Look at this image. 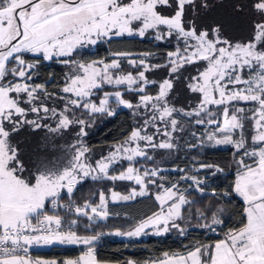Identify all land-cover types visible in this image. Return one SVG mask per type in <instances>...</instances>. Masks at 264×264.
Listing matches in <instances>:
<instances>
[{
    "label": "snow or ice",
    "instance_id": "obj_1",
    "mask_svg": "<svg viewBox=\"0 0 264 264\" xmlns=\"http://www.w3.org/2000/svg\"><path fill=\"white\" fill-rule=\"evenodd\" d=\"M213 6L210 0H0V264H59L28 255L31 246L41 243L91 245L96 236L60 231L63 218L49 214L48 207L51 205L53 213L67 208L89 220L106 218L103 192L95 207L88 201L83 206L72 201L77 186L89 177L132 180L139 186L138 192L134 189L127 196L113 192L114 200L144 196L149 185L157 189L155 199L161 211L126 235L138 236L150 225L162 226L157 234L168 232L169 226L178 228L176 221L183 218V207L194 203L186 193L194 186L203 194L204 182L182 175L181 181L191 180L192 184L180 190V181L163 182L161 169L137 168L135 163H139L137 158L153 159L148 149H177L174 133L184 131L185 118L189 125L211 127L207 140L215 146L234 149L237 172L230 190L243 202V218L239 227L229 229L213 245L198 244L183 255L165 253L158 264H264V0H235L232 4L234 13L251 15L249 33L240 39L228 35L222 22H198L201 10L207 12ZM150 32L156 41L176 42L163 64L148 63L145 57L152 53L136 59L127 52H115L111 60L71 59L77 49L101 39L145 38ZM26 54L35 57V62ZM41 57L44 61L55 57L71 67L58 91L31 83ZM125 58L135 72L123 71ZM189 66L195 74L185 77ZM161 68L168 72L161 81L146 75ZM181 79L187 90L196 94L195 106L171 103L170 94ZM105 85L112 90L105 91ZM148 85H158V91L150 94ZM100 91L103 95L97 97ZM129 92L137 95L136 103L125 98ZM113 104L133 110L143 122L107 156L93 162L83 139L86 129L96 114L115 115ZM249 122L252 130L246 134ZM25 128L44 133L42 145L27 159L19 142H13V136ZM74 129L70 144L56 143L58 137ZM57 152L61 154L55 155ZM122 160L130 162L129 166L111 175L110 167ZM200 167L223 171L214 164ZM62 194H67L69 203H60ZM212 195L219 194L213 191ZM87 208L94 215H89ZM198 218L207 216L198 210ZM221 223L213 213L211 224L202 227L215 231L212 226ZM63 264L98 261L93 248L88 247L78 259Z\"/></svg>",
    "mask_w": 264,
    "mask_h": 264
},
{
    "label": "trees",
    "instance_id": "obj_2",
    "mask_svg": "<svg viewBox=\"0 0 264 264\" xmlns=\"http://www.w3.org/2000/svg\"><path fill=\"white\" fill-rule=\"evenodd\" d=\"M234 2L235 0H222V2L220 0H210V3L214 6L207 12L201 10L198 22L201 24L222 22L227 34L234 39L246 37L249 33L251 15L247 12L234 13L232 11ZM163 11L167 13L169 10L164 9ZM175 46V40L156 41L150 36L141 38L125 35L97 42L93 50L77 49L71 59L83 61L93 59L111 60L113 58L112 54L115 52H127L134 55L152 53L147 61L152 64H163L167 51L174 50ZM26 57L29 61L35 62L36 58L31 54H26ZM122 67L123 71L135 72V69L125 59L122 60ZM66 68L67 66L57 62V59L47 63L41 57L39 58L38 67L34 71L33 82L44 84L48 91H58L59 87L63 85ZM189 74H195V69L190 66L184 71V76L187 77ZM147 75H149V78L161 81L168 76V72L166 68H161L149 72ZM105 91H109V88H106ZM147 91L155 94L157 85H150ZM102 95V91L97 93V97ZM195 97H197L196 94L190 93L185 86V81L181 79L176 82L169 99L176 107L187 108L189 105H194ZM125 98L132 100L133 103H136L138 99L137 95L131 92L126 93ZM132 111L120 106L115 110L113 116H108L106 113L96 114L90 121V127L86 129L87 135L83 138L84 142L92 149L122 142L130 134L132 128L140 123L139 119L141 118L134 116ZM193 128L198 129L197 132L202 133V135L205 132L202 126ZM75 131L76 129L64 133L62 138H57L56 143L58 145L70 144L74 139ZM38 132H35L34 136H31L30 131L21 132L18 136L25 159L31 156L38 146L42 145V137ZM250 132L251 129H245L246 134ZM248 139L250 140V136H248ZM181 142L184 144V140ZM189 145H195V147L186 149L185 147ZM165 152L167 150L157 149L155 154H152L153 159L151 161L142 160V162L153 166L161 164L167 168H182L188 171L200 163L218 165L223 169L222 172L209 176L210 183L203 187V194L195 189H190L186 193L188 199L194 201V203L183 207V218L176 221L179 225L178 228L169 226L168 232L160 235L147 232L145 236L139 238L123 239L117 235L118 232L124 233L132 229L138 222L160 209V204L155 199L153 190H149L148 194L144 196H135L126 201L109 202L107 217L99 221L89 220L87 216L83 215L78 216L74 211L69 212L67 208H60L53 213L51 205L48 206L49 214H57L63 218L62 228L66 232L71 230L76 232L78 236L98 237V241L93 244L96 260L116 264H127L130 260L136 264L152 262L165 253L171 255L176 252H184L198 244L213 245L218 239L223 238L224 233L229 229L239 227L243 218L244 205L242 200L235 193H231L230 190L237 172V166L233 162L234 149L231 146L220 148L211 147L210 145H198L197 139L191 137L187 140L186 146L179 145L176 153L170 154V157L164 158ZM162 158L164 160H161ZM236 159H239V157H236ZM126 164L114 165L110 168V174L114 175L123 170ZM211 171L212 169L207 168L199 174ZM136 187V185L123 180L113 181L106 178L93 180L86 178L77 186L72 201L79 206L84 204L85 201L97 204L101 192L105 196L111 192L123 195ZM211 191H215L219 195L213 196ZM225 192H229L230 195L224 196L223 193ZM62 195L63 199L60 200V203H69L67 194ZM221 209L222 211H220ZM198 210L204 212L207 219L198 218ZM213 213H217L218 218L222 220L220 225L212 226L215 231L202 227V225L211 224ZM72 220H76V224L73 225ZM181 230H183V234H181ZM82 250L83 247L78 246L53 245L48 249H32L28 255L44 260H56L60 264L65 259H76L82 253Z\"/></svg>",
    "mask_w": 264,
    "mask_h": 264
},
{
    "label": "rangeland",
    "instance_id": "obj_3",
    "mask_svg": "<svg viewBox=\"0 0 264 264\" xmlns=\"http://www.w3.org/2000/svg\"><path fill=\"white\" fill-rule=\"evenodd\" d=\"M147 36H150V37H153L152 36V33L150 32ZM102 40H105V39H101V40H99L98 42H100V41H102ZM94 46L95 45H87V46H85V47H83V48H80V49H89V50H93V48H94ZM142 54H139V55H134V54H132L131 55V57L130 58H132V59H136V58H138V57H140ZM149 58V56L148 57H145V59H146V61H147V59ZM53 59H57V58H53ZM52 59V60H53ZM93 60H102V59H93ZM93 60H90V61H83V60H76V61H80V62H91V61H93ZM125 60L127 61V58H125ZM51 60H49V61H44V62H50ZM34 62V61H33ZM148 62V61H147ZM149 63V62H148ZM71 67L70 66H67V68H66V72H65V75H64V81L66 80V78H67V76H68V74H70V72H71ZM125 72H128V71H125ZM148 74V73H147ZM146 74V75H147ZM147 76H149V75H147ZM149 78V77H148ZM150 80H155V79H152V78H149ZM31 83H34L33 82V80L31 81ZM64 83V82H63ZM150 85H148V87H149ZM61 87V86H60ZM147 87V88H148ZM106 88H109V91H111L112 90V87L111 86H108V85H105L104 86V90L106 89ZM157 91H158V85H157ZM156 91V92H157ZM101 92V91H100ZM97 93H99V92H97ZM151 94V93H150ZM154 95V94H153ZM93 99H94V97H93ZM194 100L195 101H193L194 103V105L193 106H195V104H196V102H197V97H195L194 98ZM98 102V101H97ZM115 110L118 108V107H116V106H114V105H111ZM242 106H244L243 104H242ZM122 107V106H121ZM247 107V106H246ZM188 108V107H187ZM133 112V111H132ZM140 118V117H139ZM185 119H187V118H185ZM139 121H140V123L139 124H142V120L141 119H139ZM186 121V120H185ZM185 121H182V123H183V125H184V131L183 132H176V133H174V136L176 137V140H175V143H177L178 144V146L179 145H183V147L184 146H186V142H187V140H189L191 137H195L196 139H197V144L198 145H210L211 147H220V148H225V147H228V146H215L214 145V142H210V141H208L207 140V132L208 131H211L212 129H211V127H209L208 129H206L204 126H202L203 127V129H205V132L203 133V135H202V133H199V132H197V130L198 129H194L193 127H195V125H189V124H187ZM138 126V125H137ZM136 127V126H135ZM245 129H251L252 130V125H251V123L249 122V123H246V128ZM30 130L29 129H23V130H21L19 133H17V134H15L14 136H13V142H19V139H18V136L20 135V133L21 132H29ZM193 132H195V133H197V136H193L192 135V133ZM30 133H31V136H34V133L35 132H31L30 131ZM39 134H40V136L41 137H43L44 136V133L43 132H38ZM188 133V134H187ZM182 140H184V144L181 142ZM186 141V142H185ZM250 141V140H249ZM157 142H159V138H158V140H157ZM117 144H119V143H117ZM117 144H111V145H107V146H103L102 148H94V149H92V148H90L91 149V152H90V156H91V158H92V161L94 162L96 159H99L101 156H107L108 154H109V152H110V150L112 149V147L114 146V145H117ZM60 145V144H59ZM186 149H192V148H194V147H185ZM167 149H165V151H166ZM176 150L177 149H173V150H167V152H165L164 153V155H163V157L164 158H168V157H170L171 155L170 154H173V153H176ZM155 151L156 150H152V149H148V152H149V155H151L152 156V154H155ZM61 153L60 152H58V154H56L55 153V155H60ZM170 155V156H169ZM164 158H162L161 160H164ZM138 160H139V163H135V167H137V168H153V167H157V168H159V169H161V175L163 176V177H165V180L163 181L166 185H168V184H170V183H175V182H177V181H180V184H179V187H180V190H184V189H187V188H189V185H191L192 184V181L191 180H180V177L182 176V175H185V176H196L199 180H202L204 183L201 185V187H205V186H207V185H209V183H210V181L208 180V178H209V176L210 175H213V174H215V173H217L216 172V170H215V168H210V169H212V171L211 172H207V173H201V174H199L201 171H203L204 169H207V168H201L200 167V165L201 164H203V163H200V164H198L197 166H193L192 167V170H190V171H188V170H184L183 172H181V171H178V168H167L166 166H162L161 164H159L158 166H153V165H151V164H147V163H145V162H142V158H137ZM121 163H127L126 164V166L124 167V169L123 170H125L128 166H129V163L130 162H128V161H126V160H122V161H120V162H118V163H116V164H121ZM116 164H114V165H116ZM114 165H112L111 167H113ZM110 167V168H111ZM220 167V166H219ZM179 169H182V168H179ZM123 170H120L118 173H116V174H114V175H117V174H119L121 171H123ZM236 176V175H235ZM89 179H92L91 177H89ZM124 182H130V183H132L133 185H136L137 187L136 188H134L137 192L139 191V186L135 183V181H132V180H123ZM168 182V183H167ZM134 189H131L130 190V192L129 193H127V194H123V195H121V194H119L120 196H127V195H130L131 193H132V191L134 190ZM192 189H195L194 188V186H193V188ZM149 190H153V194L156 196V193H157V189L155 188V187H153V186H151V185H149L148 186V188H147V194H148V192H149ZM112 193L113 192H111L110 194H108L107 196H105V199H106V210H107V205H108V203L109 202H117V201H126V200H121V199H113L112 198ZM117 193V192H116ZM211 193H213V191H211ZM137 196H139V195H137ZM100 203V200H99V202L97 203V204H91L93 207H95L96 205H98ZM84 204H82L81 206H83ZM88 213H89V215H94V214H92L91 213V209L90 208H87V209H85ZM166 210V209H165ZM105 219V218H104ZM99 220H103V219H100L99 217H95L94 219H93V221H99ZM141 222H138L137 223V225L139 226V224H140ZM137 226V227H138ZM53 227H55L54 225H53ZM148 227H150V229H151V231H153L152 233L153 234H155V235H160V234H163L164 232H161L160 234H157V231H158V229L160 228V227H162V226H148ZM152 227V228H151ZM131 230V229H130ZM60 231H63V232H66L63 228H62V226H61V229H60ZM148 231H150V230H148ZM147 231V232H148ZM146 231H142L141 233H140V235H138V236H135V237H129V235H126L125 236V234H124V236L123 237H126V239H130V238H136V237H143V236H145V233ZM118 233H120V235H118L119 237L123 234V233H121V232H118ZM80 237H86V236H80ZM122 238V237H121ZM98 237H97V239L96 240H94L93 242H92V244L91 245H84V244H81V243H77V244H68V243H59V242H57V241H54V242H52L51 244H43V243H41V244H38V245H33V246H31L29 249H30V251L32 250V249H34V248H36V249H40V248H45V247H51V246H53V245H62V246H78V247H83V250H82V252H83V254L87 251V248L88 247H92L93 248V244L94 243H96L97 241H98ZM123 239H125V238H123ZM40 247V248H39Z\"/></svg>",
    "mask_w": 264,
    "mask_h": 264
},
{
    "label": "crops",
    "instance_id": "obj_4",
    "mask_svg": "<svg viewBox=\"0 0 264 264\" xmlns=\"http://www.w3.org/2000/svg\"><path fill=\"white\" fill-rule=\"evenodd\" d=\"M160 211H161V208H160L156 213H159ZM154 214H155V213H154ZM154 214H153V215H154ZM153 215H151V216H153ZM151 216H149V217H151ZM146 219H148V217L145 218L144 220H142L141 222L145 221ZM137 226H138V225L136 224L131 230H128L127 232H124L120 237L126 239V237H123L124 234L133 231ZM151 228H152V227H151ZM148 230H150V231H148ZM144 231H146L145 233H147V231H148L149 233H152V232H153V231H151L150 227H146V228L144 229ZM125 236H126V234H125ZM129 237H135V236H129ZM136 238H138V237H136ZM93 251H94V249H93ZM187 251H188V250H187ZM187 251H184V252H176V253H174V254H181V255H183V254H186ZM81 255H83V252H82V253H81L76 259H78ZM172 255H173V254H171V255H169V256H172ZM31 258H32L33 260H35V259H41V258H35V257H32V256H31ZM76 259H65V260H76ZM163 259H165V255H164V254H163L159 259H157V260H155V261H152V262H144V263H141V264H158V262L161 261V260H163ZM46 260H50V259H46ZM65 260H64V261H65ZM130 261H131V260H130ZM132 262H133V261H132ZM60 264H63V262L60 263ZM98 264H116V263H108V262L98 261ZM127 264H128V263H127ZM133 264H136V263L133 262Z\"/></svg>",
    "mask_w": 264,
    "mask_h": 264
},
{
    "label": "built area",
    "instance_id": "obj_5",
    "mask_svg": "<svg viewBox=\"0 0 264 264\" xmlns=\"http://www.w3.org/2000/svg\"><path fill=\"white\" fill-rule=\"evenodd\" d=\"M40 248V247H39ZM49 247H45V248H40V249H48ZM34 249H36V248H34ZM30 253V249H29V252H28V254Z\"/></svg>",
    "mask_w": 264,
    "mask_h": 264
}]
</instances>
